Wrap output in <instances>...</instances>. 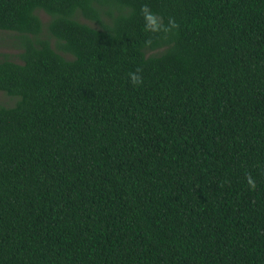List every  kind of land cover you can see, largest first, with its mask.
I'll return each mask as SVG.
<instances>
[{
	"label": "trees",
	"instance_id": "trees-1",
	"mask_svg": "<svg viewBox=\"0 0 264 264\" xmlns=\"http://www.w3.org/2000/svg\"><path fill=\"white\" fill-rule=\"evenodd\" d=\"M0 30V264H264V0H0Z\"/></svg>",
	"mask_w": 264,
	"mask_h": 264
},
{
	"label": "rangeland",
	"instance_id": "rangeland-1",
	"mask_svg": "<svg viewBox=\"0 0 264 264\" xmlns=\"http://www.w3.org/2000/svg\"><path fill=\"white\" fill-rule=\"evenodd\" d=\"M37 13L40 16L43 23H45V24L51 18V16L47 12H45L44 10H38ZM81 19L83 21L90 23V24H95L93 21L86 19L85 17H81ZM49 39L51 40V43L53 46L57 45L58 41L56 38L51 36V37H49ZM17 41H18L17 32L0 30V58H2L4 55H7L8 57H10L16 61H21V59L18 55L20 50H19L18 46L16 45ZM66 55H68V54H66ZM14 101H15L14 97L7 95L3 91H0V104L12 105L14 103Z\"/></svg>",
	"mask_w": 264,
	"mask_h": 264
},
{
	"label": "clouds",
	"instance_id": "clouds-1",
	"mask_svg": "<svg viewBox=\"0 0 264 264\" xmlns=\"http://www.w3.org/2000/svg\"><path fill=\"white\" fill-rule=\"evenodd\" d=\"M144 15L147 21L146 27L151 28V29H156L157 27H159L157 17L155 16V14L149 11L147 7L144 8ZM132 79L135 82L138 80V77L135 74H132ZM250 182H251V179H250Z\"/></svg>",
	"mask_w": 264,
	"mask_h": 264
}]
</instances>
